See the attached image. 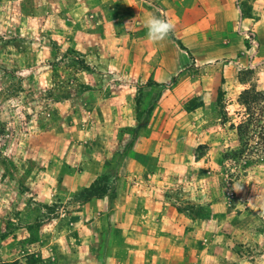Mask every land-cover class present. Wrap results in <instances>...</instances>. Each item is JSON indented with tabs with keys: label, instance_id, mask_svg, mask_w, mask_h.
I'll list each match as a JSON object with an SVG mask.
<instances>
[{
	"label": "rangeland",
	"instance_id": "obj_1",
	"mask_svg": "<svg viewBox=\"0 0 264 264\" xmlns=\"http://www.w3.org/2000/svg\"><path fill=\"white\" fill-rule=\"evenodd\" d=\"M165 2L0 0V264H264V64L157 80Z\"/></svg>",
	"mask_w": 264,
	"mask_h": 264
},
{
	"label": "crops",
	"instance_id": "obj_2",
	"mask_svg": "<svg viewBox=\"0 0 264 264\" xmlns=\"http://www.w3.org/2000/svg\"><path fill=\"white\" fill-rule=\"evenodd\" d=\"M245 1L243 6L242 0H166L158 14L163 12L174 25L171 39L167 36L162 40L164 45L162 41L152 42L146 27L135 18L131 29L135 35L128 49L143 57L141 65L160 81L176 76L189 61L197 66L214 58L235 56V64H264V0ZM246 31L254 34L255 44L246 39ZM80 256L79 251H72L68 264H79Z\"/></svg>",
	"mask_w": 264,
	"mask_h": 264
},
{
	"label": "clouds",
	"instance_id": "obj_3",
	"mask_svg": "<svg viewBox=\"0 0 264 264\" xmlns=\"http://www.w3.org/2000/svg\"><path fill=\"white\" fill-rule=\"evenodd\" d=\"M144 26L147 29L148 38L154 43L164 40L174 27L172 23L156 14L150 15L144 21Z\"/></svg>",
	"mask_w": 264,
	"mask_h": 264
},
{
	"label": "trees",
	"instance_id": "obj_4",
	"mask_svg": "<svg viewBox=\"0 0 264 264\" xmlns=\"http://www.w3.org/2000/svg\"><path fill=\"white\" fill-rule=\"evenodd\" d=\"M247 39V38H246ZM248 40V39H247ZM180 47L182 45L178 43ZM105 192L104 188H98L97 186H89L85 187L83 190H81L80 195L87 201L92 197H99L101 194ZM35 239V238H33ZM38 239V238H37ZM25 263L24 264H37L38 263V257H36L33 254L27 255L25 258ZM3 264H21L19 260H13L10 262H3Z\"/></svg>",
	"mask_w": 264,
	"mask_h": 264
},
{
	"label": "built area",
	"instance_id": "obj_5",
	"mask_svg": "<svg viewBox=\"0 0 264 264\" xmlns=\"http://www.w3.org/2000/svg\"><path fill=\"white\" fill-rule=\"evenodd\" d=\"M245 37L251 44H255L254 34L251 31H246Z\"/></svg>",
	"mask_w": 264,
	"mask_h": 264
}]
</instances>
